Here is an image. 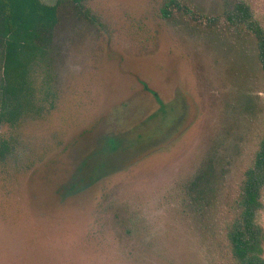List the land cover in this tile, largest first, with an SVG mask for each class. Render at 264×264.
Here are the masks:
<instances>
[{"label": "rangeland", "instance_id": "1", "mask_svg": "<svg viewBox=\"0 0 264 264\" xmlns=\"http://www.w3.org/2000/svg\"><path fill=\"white\" fill-rule=\"evenodd\" d=\"M171 1L58 3L0 121V264H239L264 72L227 15L243 2L264 28V0Z\"/></svg>", "mask_w": 264, "mask_h": 264}, {"label": "trees", "instance_id": "2", "mask_svg": "<svg viewBox=\"0 0 264 264\" xmlns=\"http://www.w3.org/2000/svg\"><path fill=\"white\" fill-rule=\"evenodd\" d=\"M60 1L49 5L41 0H0V121L17 115L25 96L28 66L49 43L52 29L58 22L57 5ZM70 1L79 4L83 0ZM227 16L232 23L243 26L254 40L264 72V28L243 2H235ZM263 189L264 138L251 166L244 173L237 212L227 231L232 254L239 264H264V232L258 222V214L263 208ZM205 190L203 188L200 193Z\"/></svg>", "mask_w": 264, "mask_h": 264}]
</instances>
